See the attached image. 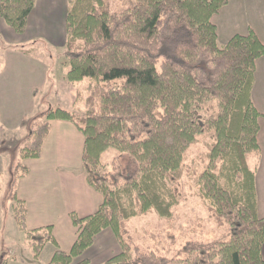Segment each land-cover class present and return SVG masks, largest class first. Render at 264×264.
I'll list each match as a JSON object with an SVG mask.
<instances>
[{"label": "trees", "instance_id": "1", "mask_svg": "<svg viewBox=\"0 0 264 264\" xmlns=\"http://www.w3.org/2000/svg\"><path fill=\"white\" fill-rule=\"evenodd\" d=\"M36 1L0 0V16L22 35ZM228 2L68 0L66 80L91 79L85 113L51 108L34 119L20 144L7 197L35 259L56 240L52 226L28 230L18 184L30 173L23 161L41 157L51 121L64 120L85 137L87 181L104 203L93 215L71 214L77 240L69 253L57 248L50 264H74L106 229L115 234L121 253L105 264H264V218L248 164V155L260 152L261 114L252 91L264 43L251 31L219 47L212 19ZM206 105L213 114L204 122L199 112ZM211 130L216 141L197 178L215 222L228 226L226 239L189 241L173 257L137 244L125 223L150 212L172 217L186 153ZM110 148L128 159L126 173L117 158L111 172L102 171L101 158Z\"/></svg>", "mask_w": 264, "mask_h": 264}, {"label": "crops", "instance_id": "2", "mask_svg": "<svg viewBox=\"0 0 264 264\" xmlns=\"http://www.w3.org/2000/svg\"><path fill=\"white\" fill-rule=\"evenodd\" d=\"M67 1L37 0L35 9L29 17L27 29L22 35L17 34L0 16V34L4 36L5 33L10 38L9 43H4L0 36V41L3 42L2 53H4L3 59H0V176L4 172L12 174L17 164H14L12 150L20 146L28 137L31 122L42 113L39 110L37 97L45 93L51 84L49 64L45 60L36 58L32 53L25 54L15 47H22L19 37H26L30 33V40H35L47 36V31L52 28L54 32L48 36L60 38L61 44L65 45L64 33H58L49 23L53 19L56 22L60 21L65 11L67 15L69 7ZM251 1L256 0H243L245 11H248L247 6ZM231 3L229 0V4L223 9L229 8ZM222 10L212 19L217 27L219 44L223 42L222 44L226 45L232 37L247 35L251 31L264 43V24L261 27L248 25L245 30L228 29L222 20ZM214 19H217L216 22ZM252 99L261 114L258 141L262 153L264 150L262 126L264 57L256 63ZM84 146L85 137L73 123L53 120L41 157L23 161L30 173L19 181L18 195L27 205V228L32 231L53 227L57 246L52 243L46 245L53 247L52 257L57 248L69 253L77 240L78 231L71 221V214L84 218L98 212L104 203L103 194L91 187L87 181L83 167ZM249 166L256 178L258 215L264 218V157L254 160L251 164L249 162ZM120 253L121 249L115 234L111 229H106L97 235L94 245L80 260L86 259L90 264H105ZM262 257L264 259V245Z\"/></svg>", "mask_w": 264, "mask_h": 264}, {"label": "rangeland", "instance_id": "3", "mask_svg": "<svg viewBox=\"0 0 264 264\" xmlns=\"http://www.w3.org/2000/svg\"><path fill=\"white\" fill-rule=\"evenodd\" d=\"M231 2V6L225 10L223 9L224 11L222 10L221 13L226 28L245 30L248 25L263 26L264 0L251 1V4L247 6L248 11H245V6L242 4L243 0H231ZM216 20L214 19V22ZM65 23L66 11L60 21L56 22L53 19L49 24L58 33H64L66 39ZM52 29L47 31V36L35 40H30V33L26 37H19L24 48L29 50L36 58L45 60L50 67L51 84L45 93L37 97L39 110L44 113L51 108H60L63 110L68 109L67 111L77 115L84 114L91 79L85 78L81 82L73 84L66 80V74L69 70L65 58L66 48L65 45L61 44L62 40L60 38L48 36L54 32ZM0 36L4 43H9L10 38L7 34L4 33V36L0 34ZM2 43L0 41V59H3L2 56L4 55L2 53ZM222 43H218L220 48L225 46ZM208 106L206 105L199 112L204 122L213 114ZM158 113L160 115L161 110ZM262 126L264 128V122H262ZM215 141V132L213 130L207 131L199 135L187 151L181 169L182 178L178 187L179 203L173 208L171 218H162L156 212H150L132 218L125 223L128 234L137 244L160 255L173 257L189 241L208 242L226 239L228 226L220 227L215 222L209 211V203L201 195L197 178V174L204 171L209 162L207 155L210 153ZM19 149L20 146H17L12 150L14 164L19 161ZM261 157H264V150L262 153L249 154L248 164ZM116 158L119 160L122 170L126 173L129 164L128 159L112 148L105 151L101 158L102 171L111 172L112 163ZM10 176V172H4L0 176V264H50L53 247L49 245L50 247H46L42 255L35 259L25 233L20 231L16 224L13 215V203L7 198L10 191ZM79 260H76L74 264L78 263Z\"/></svg>", "mask_w": 264, "mask_h": 264}]
</instances>
